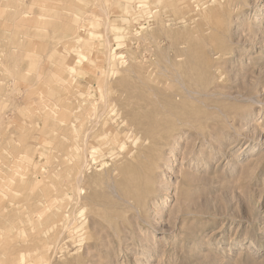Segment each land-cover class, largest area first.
I'll list each match as a JSON object with an SVG mask.
<instances>
[{"label": "rangeland", "instance_id": "rangeland-1", "mask_svg": "<svg viewBox=\"0 0 264 264\" xmlns=\"http://www.w3.org/2000/svg\"><path fill=\"white\" fill-rule=\"evenodd\" d=\"M0 264H264V0H0Z\"/></svg>", "mask_w": 264, "mask_h": 264}, {"label": "bare ground", "instance_id": "bare-ground-1", "mask_svg": "<svg viewBox=\"0 0 264 264\" xmlns=\"http://www.w3.org/2000/svg\"><path fill=\"white\" fill-rule=\"evenodd\" d=\"M144 52H145V51H144ZM145 53H146V52H145ZM97 68H98V67H97ZM89 69H90V68H89ZM96 70H97V69H96ZM147 71H148V70H147ZM97 74H98V73H97ZM99 76H100V75H99ZM152 81H153V80H152ZM166 81H167V80H166ZM163 82H164V81H163ZM165 83L168 84L167 82H165ZM76 84H77V83H76ZM78 84L81 85V84H83V82H81V80H79V83H78ZM162 84H163V83H162ZM165 86H166V85H165ZM88 88H89V87H88ZM77 91H78V90H77ZM79 93H80V92H79ZM79 93H78V94H79ZM82 94H83V92L81 91L80 95L84 98L85 95L83 96ZM81 96H80V97H81ZM78 101H79V100H78ZM105 107H106V106H105ZM96 120H97V119H96ZM91 122H92V121H91ZM104 128H105V127H104ZM133 128H134V127H133ZM84 137H85V136H84ZM66 145H67V144H66ZM72 158H73V157H72ZM63 160H64V159H63ZM66 164H67V163H66ZM68 166H69V165H68ZM65 182H66V181H65ZM65 189H66V188H65ZM66 192H68V191H66ZM65 194H66V193H65ZM67 194H68V193H67ZM65 222H66V219H65ZM76 222H77V220H76ZM68 224H69V223H68ZM68 224H67V225H68ZM71 225H72V224H71ZM69 226H70V225H69ZM69 226H68V227H69ZM71 231H72V230H71ZM75 233H76V232H75Z\"/></svg>", "mask_w": 264, "mask_h": 264}]
</instances>
